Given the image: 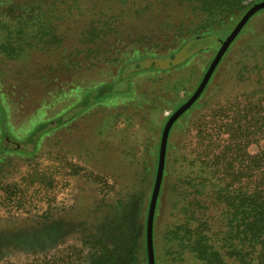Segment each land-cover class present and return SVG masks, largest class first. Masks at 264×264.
<instances>
[{
    "label": "rangeland",
    "instance_id": "374dc122",
    "mask_svg": "<svg viewBox=\"0 0 264 264\" xmlns=\"http://www.w3.org/2000/svg\"><path fill=\"white\" fill-rule=\"evenodd\" d=\"M259 1L0 0V248L26 246L14 252L24 264H148L164 126ZM141 54L156 55L144 66L159 70L131 76L127 62ZM226 54L199 100L211 107L253 88L255 74L241 81L238 70L264 66V10ZM104 82L111 91L103 102L78 104ZM178 124L170 133L176 172L181 146L194 145ZM167 192L155 216L156 264H205L171 240L186 218ZM204 209L196 222L214 232L220 208L208 201Z\"/></svg>",
    "mask_w": 264,
    "mask_h": 264
},
{
    "label": "trees",
    "instance_id": "16d2710c",
    "mask_svg": "<svg viewBox=\"0 0 264 264\" xmlns=\"http://www.w3.org/2000/svg\"><path fill=\"white\" fill-rule=\"evenodd\" d=\"M185 43H181L175 53H169L171 58ZM155 56L131 57L127 64L135 69L130 75L159 69L154 65L144 66L146 60ZM248 74L256 76L251 80V90L231 95V101L227 98L224 104L211 107V101H199L208 92L206 89L176 122L194 137V145H189V149L186 144L181 146V150H185L181 171L176 172L178 156L172 157L176 145L169 137L161 195L166 191L175 194V207L186 218L173 229L170 238L177 241L182 250L189 248L205 264H264V66L254 64L245 69L242 65L238 70L239 79L250 80ZM106 84L86 90L78 104L88 107L103 102L111 91V86ZM200 112L204 114L199 115ZM2 150L5 147L0 152ZM174 178L179 179V183ZM208 201L220 208L223 222L214 232L207 223L196 222L201 212L205 213ZM141 245L146 251L143 243L140 250ZM10 246L0 248V264H24L18 254L24 252L26 246L18 243ZM16 250L19 253L14 256Z\"/></svg>",
    "mask_w": 264,
    "mask_h": 264
},
{
    "label": "water",
    "instance_id": "95a60500",
    "mask_svg": "<svg viewBox=\"0 0 264 264\" xmlns=\"http://www.w3.org/2000/svg\"><path fill=\"white\" fill-rule=\"evenodd\" d=\"M264 9V0L256 2L253 4L246 13L242 16V18L238 21L236 26L230 32V34L220 41L221 45L217 54L215 55L213 61L211 62L210 66L208 67L202 81L198 85L195 92L191 95V97L181 104L168 118L162 133L161 138V146L159 151V160H158V169L157 175L155 180V185L152 193V198L150 202V207L148 211V220H147V229H146V245H147V257H148V264H156V250H155V236H154V223H155V216L156 210L158 205L159 196L161 193L164 174L166 169V157H167V148L171 130L178 121V119L187 112L201 97L203 94L206 86L208 85L211 77L213 76L216 68L222 61L223 57L225 56L226 52L228 51L230 45L234 42V40L238 37L241 33L243 28L249 22V20L259 11Z\"/></svg>",
    "mask_w": 264,
    "mask_h": 264
},
{
    "label": "crops",
    "instance_id": "0c3cea01",
    "mask_svg": "<svg viewBox=\"0 0 264 264\" xmlns=\"http://www.w3.org/2000/svg\"><path fill=\"white\" fill-rule=\"evenodd\" d=\"M154 66H156L155 64H154ZM157 67V66H156ZM163 70H164V68H162ZM166 69H170V68H166ZM157 70H159V69H157Z\"/></svg>",
    "mask_w": 264,
    "mask_h": 264
}]
</instances>
